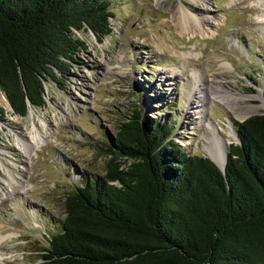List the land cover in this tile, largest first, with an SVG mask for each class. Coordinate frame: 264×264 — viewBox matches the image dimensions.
I'll use <instances>...</instances> for the list:
<instances>
[{
  "label": "rangeland",
  "instance_id": "rangeland-1",
  "mask_svg": "<svg viewBox=\"0 0 264 264\" xmlns=\"http://www.w3.org/2000/svg\"><path fill=\"white\" fill-rule=\"evenodd\" d=\"M110 1L113 33L102 42L77 33L87 50L46 83L45 108L14 115L0 89L4 264L41 263L63 230L66 196L105 175L110 137L134 110L211 160L215 132L229 154L237 124L264 113V0Z\"/></svg>",
  "mask_w": 264,
  "mask_h": 264
},
{
  "label": "trees",
  "instance_id": "trees-1",
  "mask_svg": "<svg viewBox=\"0 0 264 264\" xmlns=\"http://www.w3.org/2000/svg\"><path fill=\"white\" fill-rule=\"evenodd\" d=\"M111 5L0 0V89L14 115L46 107V83L87 50L77 33H113ZM237 126L223 172L134 110L110 137L105 175L66 196L40 264H264V113Z\"/></svg>",
  "mask_w": 264,
  "mask_h": 264
},
{
  "label": "bare ground",
  "instance_id": "bare-ground-1",
  "mask_svg": "<svg viewBox=\"0 0 264 264\" xmlns=\"http://www.w3.org/2000/svg\"><path fill=\"white\" fill-rule=\"evenodd\" d=\"M210 84V83H209ZM211 86V87H210ZM209 86V89L211 88V90L215 91L217 89H219L220 87L217 86V88L211 83V85ZM219 87V88H218ZM31 111V110H30ZM255 110L251 111V113H254ZM249 113H245L243 118L247 115H250ZM31 117H33L35 115L34 111H31ZM41 134L39 133L36 137H34V142L39 145L40 143L43 142V139ZM37 141H40V143H37ZM210 149H211V154H212V160L214 162H216L220 167H224L227 161V156H228V151H229V147L226 143H224L221 138H219L218 133L215 132L214 138L211 142L210 139V145H209ZM4 259L2 258V255H0V264H4L3 263Z\"/></svg>",
  "mask_w": 264,
  "mask_h": 264
},
{
  "label": "water",
  "instance_id": "water-1",
  "mask_svg": "<svg viewBox=\"0 0 264 264\" xmlns=\"http://www.w3.org/2000/svg\"><path fill=\"white\" fill-rule=\"evenodd\" d=\"M31 110V109H30ZM30 110H29V112H30ZM260 114H262V113H260ZM260 114H257V115H260ZM255 116V115H254ZM228 160V159H227ZM213 161V160H212ZM214 162V161H213ZM223 172H225V169H226V164H225V166L224 167H220L216 162H214ZM226 163H227V161H226Z\"/></svg>",
  "mask_w": 264,
  "mask_h": 264
}]
</instances>
